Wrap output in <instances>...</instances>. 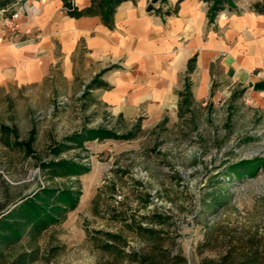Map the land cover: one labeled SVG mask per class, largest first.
Masks as SVG:
<instances>
[{"label":"rangeland","instance_id":"1","mask_svg":"<svg viewBox=\"0 0 264 264\" xmlns=\"http://www.w3.org/2000/svg\"><path fill=\"white\" fill-rule=\"evenodd\" d=\"M218 71L203 102L185 92L178 113L131 119L92 112L85 94L54 83L3 90L0 219L16 210L0 221V264H221L254 249L263 258L264 103ZM27 199L51 212L43 227L34 230Z\"/></svg>","mask_w":264,"mask_h":264},{"label":"crops","instance_id":"2","mask_svg":"<svg viewBox=\"0 0 264 264\" xmlns=\"http://www.w3.org/2000/svg\"><path fill=\"white\" fill-rule=\"evenodd\" d=\"M28 1L33 11L18 31L0 22V94L54 83L65 96L85 94L92 112L100 105L126 119L176 114L188 87L196 101L207 99L218 68L224 86H247L264 103V13L254 8L263 0H248L242 15L225 9L213 22L204 0H168L169 16L149 12L150 0L126 1L112 28L100 16H69L65 0ZM70 2L79 10L91 4Z\"/></svg>","mask_w":264,"mask_h":264},{"label":"trees","instance_id":"3","mask_svg":"<svg viewBox=\"0 0 264 264\" xmlns=\"http://www.w3.org/2000/svg\"><path fill=\"white\" fill-rule=\"evenodd\" d=\"M126 1H136V0H91V4L89 7L79 10L76 8L70 0H65V8L67 10V13L69 16L74 17V18H80L82 16H100L101 19H103L104 25L108 26L109 28L113 27L114 23V16L117 11V8L119 5ZM208 2L209 4V11H208V18L210 22H213L216 17L219 15V13L225 9L233 10L236 8L233 0H204ZM168 0H150L149 5L147 6V9L149 12H155L157 14H163L165 16L171 15L170 11L163 12L162 11V5L167 4ZM160 5V7H156V5ZM255 10L260 13H264V4L261 6L259 3L255 4L254 6ZM196 61V58H192L189 62L188 71L191 72L194 70V63ZM186 93H190V88L186 89ZM184 96V95H183ZM55 193L53 192H48L49 200L52 198H55L54 196ZM72 192L69 191H64L60 195L62 199L68 197V199H72ZM58 201L60 202L61 200L58 198ZM26 207L27 210H31V208L34 207L36 209L37 216L39 217L36 225H34V230L38 229L40 227H43L49 218L52 217L51 212L49 210H43L41 207H37L32 203L30 200H26ZM16 208L13 210L9 211L6 215L2 216L5 217L6 219H9L10 216L15 212ZM0 219V221L2 220ZM156 255V252L153 253ZM142 262L150 263V264H157L155 261L154 257L148 258L145 255L140 256ZM162 258L164 261H175L176 264H187V260L185 257L181 255H175L170 257L169 255H162ZM238 260V261H237ZM13 264H20L19 260L14 262ZM210 264H213V262H210ZM221 264H264V257L262 258L261 253L259 249H254L251 250L250 254H244L242 255L241 253L238 254L237 258H232L231 255L225 256L222 258Z\"/></svg>","mask_w":264,"mask_h":264},{"label":"built area","instance_id":"4","mask_svg":"<svg viewBox=\"0 0 264 264\" xmlns=\"http://www.w3.org/2000/svg\"><path fill=\"white\" fill-rule=\"evenodd\" d=\"M33 11L28 0H15L8 7L0 8L1 24L12 32L19 30L21 19Z\"/></svg>","mask_w":264,"mask_h":264}]
</instances>
